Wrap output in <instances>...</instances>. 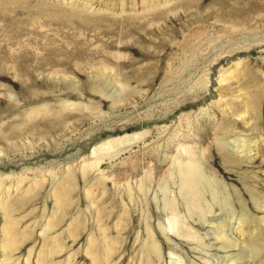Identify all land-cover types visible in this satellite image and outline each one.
<instances>
[{
	"label": "rangeland",
	"instance_id": "1",
	"mask_svg": "<svg viewBox=\"0 0 264 264\" xmlns=\"http://www.w3.org/2000/svg\"><path fill=\"white\" fill-rule=\"evenodd\" d=\"M0 264H264V0H0Z\"/></svg>",
	"mask_w": 264,
	"mask_h": 264
},
{
	"label": "bare ground",
	"instance_id": "2",
	"mask_svg": "<svg viewBox=\"0 0 264 264\" xmlns=\"http://www.w3.org/2000/svg\"><path fill=\"white\" fill-rule=\"evenodd\" d=\"M6 238H7V240H6V243L5 244H7V246H10L9 244H10V241H11V237L10 236L9 237L7 236Z\"/></svg>",
	"mask_w": 264,
	"mask_h": 264
}]
</instances>
